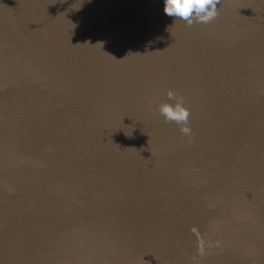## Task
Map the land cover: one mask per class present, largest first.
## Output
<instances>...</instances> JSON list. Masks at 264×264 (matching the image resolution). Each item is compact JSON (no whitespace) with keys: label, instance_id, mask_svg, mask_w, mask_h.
Segmentation results:
<instances>
[{"label":"water","instance_id":"95a60500","mask_svg":"<svg viewBox=\"0 0 264 264\" xmlns=\"http://www.w3.org/2000/svg\"><path fill=\"white\" fill-rule=\"evenodd\" d=\"M163 8L0 0V264H264V0Z\"/></svg>","mask_w":264,"mask_h":264},{"label":"clouds","instance_id":"9594fccd","mask_svg":"<svg viewBox=\"0 0 264 264\" xmlns=\"http://www.w3.org/2000/svg\"><path fill=\"white\" fill-rule=\"evenodd\" d=\"M220 0H163L164 13L177 20L183 21L187 26L193 24H208L218 15ZM166 99L155 104V111L163 118L165 123H176L184 134L190 132L188 125L190 110L185 105L182 96L172 90L165 93Z\"/></svg>","mask_w":264,"mask_h":264},{"label":"bare ground","instance_id":"6f19581e","mask_svg":"<svg viewBox=\"0 0 264 264\" xmlns=\"http://www.w3.org/2000/svg\"><path fill=\"white\" fill-rule=\"evenodd\" d=\"M74 70H76V69H74Z\"/></svg>","mask_w":264,"mask_h":264}]
</instances>
